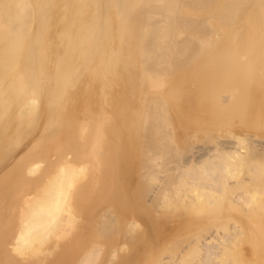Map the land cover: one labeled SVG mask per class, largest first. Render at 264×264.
<instances>
[{
    "label": "bare ground",
    "instance_id": "obj_1",
    "mask_svg": "<svg viewBox=\"0 0 264 264\" xmlns=\"http://www.w3.org/2000/svg\"><path fill=\"white\" fill-rule=\"evenodd\" d=\"M0 264H264V0H0Z\"/></svg>",
    "mask_w": 264,
    "mask_h": 264
},
{
    "label": "snow or ice",
    "instance_id": "obj_2",
    "mask_svg": "<svg viewBox=\"0 0 264 264\" xmlns=\"http://www.w3.org/2000/svg\"><path fill=\"white\" fill-rule=\"evenodd\" d=\"M17 252H20V249H19V247L17 248Z\"/></svg>",
    "mask_w": 264,
    "mask_h": 264
},
{
    "label": "rangeland",
    "instance_id": "obj_3",
    "mask_svg": "<svg viewBox=\"0 0 264 264\" xmlns=\"http://www.w3.org/2000/svg\"><path fill=\"white\" fill-rule=\"evenodd\" d=\"M135 141H136V140H134V142H133V143H135ZM136 148H139V145H138Z\"/></svg>",
    "mask_w": 264,
    "mask_h": 264
}]
</instances>
